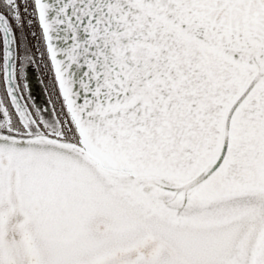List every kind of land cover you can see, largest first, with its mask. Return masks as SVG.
<instances>
[{"label": "snow or ice", "instance_id": "1", "mask_svg": "<svg viewBox=\"0 0 264 264\" xmlns=\"http://www.w3.org/2000/svg\"><path fill=\"white\" fill-rule=\"evenodd\" d=\"M0 81V264H264V0H0Z\"/></svg>", "mask_w": 264, "mask_h": 264}, {"label": "rangeland", "instance_id": "2", "mask_svg": "<svg viewBox=\"0 0 264 264\" xmlns=\"http://www.w3.org/2000/svg\"><path fill=\"white\" fill-rule=\"evenodd\" d=\"M29 33L28 39L33 45L39 47V43L36 39H33L30 35L31 31L39 33L38 29H25ZM21 38L23 35L21 34ZM23 91L19 94L22 96L21 104H27L31 106V110L39 111V114L45 118H54L53 109L56 107L54 104L55 95L51 86V74L45 67L43 61L40 60L37 54L36 62L27 67V73L23 80ZM6 87V83L0 81V96L3 95Z\"/></svg>", "mask_w": 264, "mask_h": 264}, {"label": "water", "instance_id": "3", "mask_svg": "<svg viewBox=\"0 0 264 264\" xmlns=\"http://www.w3.org/2000/svg\"><path fill=\"white\" fill-rule=\"evenodd\" d=\"M20 103H21V101H20Z\"/></svg>", "mask_w": 264, "mask_h": 264}]
</instances>
